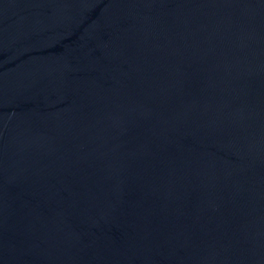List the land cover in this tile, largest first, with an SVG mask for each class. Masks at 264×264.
I'll list each match as a JSON object with an SVG mask.
<instances>
[{
    "label": "water",
    "instance_id": "water-1",
    "mask_svg": "<svg viewBox=\"0 0 264 264\" xmlns=\"http://www.w3.org/2000/svg\"><path fill=\"white\" fill-rule=\"evenodd\" d=\"M0 264H264V0H0Z\"/></svg>",
    "mask_w": 264,
    "mask_h": 264
}]
</instances>
